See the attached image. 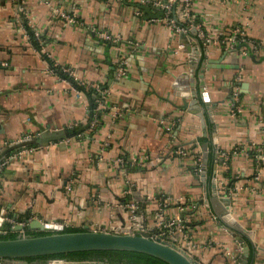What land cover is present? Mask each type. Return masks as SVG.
Returning a JSON list of instances; mask_svg holds the SVG:
<instances>
[{
  "label": "crops",
  "instance_id": "0c3cea01",
  "mask_svg": "<svg viewBox=\"0 0 264 264\" xmlns=\"http://www.w3.org/2000/svg\"><path fill=\"white\" fill-rule=\"evenodd\" d=\"M181 6L173 0L171 14L182 21ZM189 10L211 37L205 47L142 0H0V148L57 136L1 177L7 230L6 217L30 230L26 211L64 227L154 228L164 210L203 264H248L250 254L264 264V0H191ZM236 27L262 47L222 44ZM203 136L230 154L210 185ZM225 196L239 228L221 218Z\"/></svg>",
  "mask_w": 264,
  "mask_h": 264
},
{
  "label": "water",
  "instance_id": "95a60500",
  "mask_svg": "<svg viewBox=\"0 0 264 264\" xmlns=\"http://www.w3.org/2000/svg\"><path fill=\"white\" fill-rule=\"evenodd\" d=\"M146 11H150L149 6H144ZM162 11V10H161ZM160 13H164L163 11ZM182 74L180 77H184ZM177 78L173 82V86L181 83L182 78ZM180 82V83H179ZM182 95H186V91H182ZM203 119V115L201 114ZM204 120V119H203ZM57 136L50 131H42L38 134L28 135L0 148V167L3 161H13L9 156L23 148L34 146H46L51 140ZM18 159V158H17ZM15 159L14 161H16ZM7 164L0 172V179L4 175ZM214 185L215 193L216 185ZM226 202L227 210L221 218L231 227L239 228L241 224L233 217L230 209L231 199L222 197ZM3 211H1V215ZM17 216V214H15ZM22 221L32 231H51L42 235H30L26 232H18L15 238H0V259H4L10 264L15 261L22 260L28 262L25 257L40 256L57 253H68L73 251L84 250H129L147 253L156 256L169 264H203L193 254L174 242L165 240L160 237H153L152 231L145 230H128L124 227L107 226L104 230L89 229L87 226L77 231H62L64 226L61 224L41 222L38 218L32 217L26 211L23 214ZM144 227V225H142ZM141 226V227H142ZM4 217L0 216V233L5 234ZM10 227V226H9ZM22 224L15 225L9 229L21 230ZM78 228V227H74ZM247 250V247H246ZM38 263L39 261H34ZM43 264H110L100 260H84L72 261L66 258H49Z\"/></svg>",
  "mask_w": 264,
  "mask_h": 264
},
{
  "label": "built area",
  "instance_id": "2783aa9c",
  "mask_svg": "<svg viewBox=\"0 0 264 264\" xmlns=\"http://www.w3.org/2000/svg\"><path fill=\"white\" fill-rule=\"evenodd\" d=\"M142 1L146 3H151L154 6H157L163 9L170 23L176 30L182 31V32H189L190 30H192V32H194L195 34V39L198 41V44L201 47L207 46V44L211 41V37L204 30L202 24L197 20V18L189 10V5H190L191 0H182V6H181V12H180L181 17L183 18L182 21L178 18V15L176 14H174V16L173 15L171 16L172 9H173V0H170V1L142 0ZM244 41L250 43L256 50H259L262 47V44L259 41L246 36L244 30L238 27H236L226 38L225 37L221 38L222 44H224L225 46L231 47V48H235L236 46H238L240 42H244ZM123 62L124 64H127L125 59H123ZM62 71L71 76V72L69 69L63 68ZM124 72H125V69H122L121 73H124ZM62 77L65 80L67 79L64 76ZM35 149L36 147L35 148L33 147L23 148L17 152L12 153L9 157L14 161L15 159L19 158V156L22 153L34 152ZM257 151H258L257 156H258L259 162L262 163L264 161L263 151L260 148ZM178 152L181 154H187V152L184 149H179ZM216 154H217L216 164L220 166L226 163V160L230 155L228 152L220 150V149H216ZM13 161H9V160L3 161L1 163L0 172L7 164H10ZM196 161H197V166H198L199 171H202L203 162H202L201 152L196 153ZM212 182L213 184L217 185L216 172L212 179ZM216 190H217V194L220 193L221 196L226 194V191L224 188H220L219 190L218 189ZM129 208L132 211H134L136 208V204L135 203L129 204ZM0 216H3V215H1L0 213ZM155 217L158 220V224L154 228H149L145 226L143 227L141 224L136 223L135 221L130 222L128 225L124 226V228L131 230V231H134V230L152 231L153 237H160L165 240L174 242L180 247L187 250L189 253L193 254L192 248L189 247L188 244H185L183 242L184 232H183V223L181 219L167 217L164 210H161L160 212H158ZM6 218L11 223L10 227L13 228L16 225V223L12 221L9 217H6ZM9 228L8 230L4 229V231L5 232H8V231L26 232L22 230H14L12 228L11 229ZM0 264H10V263L6 262L4 259H0Z\"/></svg>",
  "mask_w": 264,
  "mask_h": 264
},
{
  "label": "trees",
  "instance_id": "16d2710c",
  "mask_svg": "<svg viewBox=\"0 0 264 264\" xmlns=\"http://www.w3.org/2000/svg\"><path fill=\"white\" fill-rule=\"evenodd\" d=\"M57 73L71 80L77 88L79 89L86 88L84 84L74 80V78H72L70 75L63 72L62 70H57ZM210 130H211V125H210ZM199 141L201 144H206L209 149L207 156V182L210 185L217 155L214 152V146L209 136H203L199 139ZM257 153L258 152H256V154ZM77 230H81V228L64 227L62 231H77ZM50 232L51 231H32V230L26 231V233L30 235H42ZM17 236H18V232H14V231H8L5 234L0 233V238H15ZM249 247L251 248V252H253L254 248L250 242H249ZM57 257L66 258L72 261L100 260L110 264H169L168 262L156 256L143 252L129 251V250H84V251H73L68 253L29 256V257H25L24 259H26L28 262H34V261L44 262L46 259L57 258ZM251 262H252V254H250L248 264H250Z\"/></svg>",
  "mask_w": 264,
  "mask_h": 264
},
{
  "label": "flooded vegetation",
  "instance_id": "af4514ba",
  "mask_svg": "<svg viewBox=\"0 0 264 264\" xmlns=\"http://www.w3.org/2000/svg\"><path fill=\"white\" fill-rule=\"evenodd\" d=\"M5 229H7V228H5Z\"/></svg>",
  "mask_w": 264,
  "mask_h": 264
}]
</instances>
